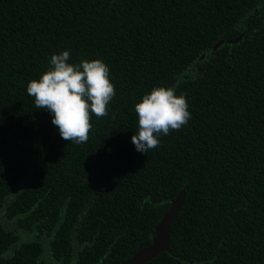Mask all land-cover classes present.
I'll use <instances>...</instances> for the list:
<instances>
[{"label": "trees", "instance_id": "1", "mask_svg": "<svg viewBox=\"0 0 264 264\" xmlns=\"http://www.w3.org/2000/svg\"><path fill=\"white\" fill-rule=\"evenodd\" d=\"M63 51L115 86L81 145L27 94ZM154 87L191 119L144 154ZM182 190L171 251L146 264H264V0H0V264H123Z\"/></svg>", "mask_w": 264, "mask_h": 264}, {"label": "clouds", "instance_id": "2", "mask_svg": "<svg viewBox=\"0 0 264 264\" xmlns=\"http://www.w3.org/2000/svg\"><path fill=\"white\" fill-rule=\"evenodd\" d=\"M70 52L52 55L49 70L39 80H31L27 94L34 106L52 116L61 138L81 145L88 141L92 124L108 115V105L115 97V86L109 79V67L101 60H83L70 64ZM186 98L176 95L174 87H154L135 105L138 129L132 143L146 154L160 145V138L181 130L191 119Z\"/></svg>", "mask_w": 264, "mask_h": 264}, {"label": "water", "instance_id": "3", "mask_svg": "<svg viewBox=\"0 0 264 264\" xmlns=\"http://www.w3.org/2000/svg\"><path fill=\"white\" fill-rule=\"evenodd\" d=\"M244 35L236 41H230V44H237L242 40ZM224 42L216 45L215 49L220 47ZM186 200V191L182 190L171 203L170 209L162 218L155 230V238L150 247L145 248L136 253L132 258L123 264H146L153 259L159 257L162 253H169L171 251V230L175 224L184 202Z\"/></svg>", "mask_w": 264, "mask_h": 264}, {"label": "rangeland", "instance_id": "4", "mask_svg": "<svg viewBox=\"0 0 264 264\" xmlns=\"http://www.w3.org/2000/svg\"><path fill=\"white\" fill-rule=\"evenodd\" d=\"M33 236H35V234H33ZM32 239H35V237H32ZM54 263V262H53ZM55 264V263H54Z\"/></svg>", "mask_w": 264, "mask_h": 264}]
</instances>
